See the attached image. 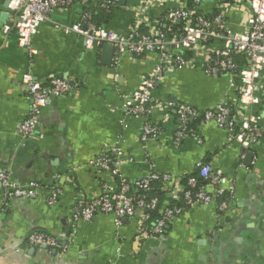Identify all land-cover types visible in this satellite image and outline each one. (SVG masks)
Returning a JSON list of instances; mask_svg holds the SVG:
<instances>
[{
    "label": "crops",
    "instance_id": "1",
    "mask_svg": "<svg viewBox=\"0 0 264 264\" xmlns=\"http://www.w3.org/2000/svg\"><path fill=\"white\" fill-rule=\"evenodd\" d=\"M6 1L0 0V172L9 173L18 185L34 183L41 190L36 199H9L0 185V264H264V138L243 158L229 131L209 122L196 126L197 137L178 143L180 122L174 111L169 119V110L155 107L149 118H136L124 108L125 97L151 73L158 54H124L117 61L113 55L105 64L104 45L89 51L79 36L64 30L92 12L101 26L127 35L138 0H120L107 16L98 1L56 10L33 38L34 56L19 46L15 14L4 18ZM249 2L241 0L227 11L232 32L244 31ZM216 4L207 0L200 12L212 15ZM174 5L152 15L159 17ZM170 50L176 52L174 46ZM26 74L42 83L62 77L78 85L76 91L49 101L30 138L19 132L30 108ZM232 96L228 77L207 76L200 67L168 72L153 90L155 101L174 100L201 111L213 110ZM149 120L158 123L161 132L145 143L141 133ZM260 126L264 131V119ZM113 149L120 150L121 173L130 183L150 173L183 177L185 182L199 162H210L235 182L229 209L221 213L218 199L185 207L163 236L149 239L139 237V217L123 219L120 226L106 214L75 221L78 202L99 195L102 185L112 182L110 172L93 162L110 153L116 158ZM158 185L164 193L162 205H185V188L173 197ZM53 188L63 193L57 204L49 205L46 196ZM37 232L56 237L67 250L30 246L28 238Z\"/></svg>",
    "mask_w": 264,
    "mask_h": 264
},
{
    "label": "built area",
    "instance_id": "2",
    "mask_svg": "<svg viewBox=\"0 0 264 264\" xmlns=\"http://www.w3.org/2000/svg\"><path fill=\"white\" fill-rule=\"evenodd\" d=\"M98 1L101 8L111 14L120 0H9V8L15 12L14 28L17 32L19 46L26 49L30 56L36 51L33 38L40 26L49 21L51 15L59 9H68L74 5L87 7ZM207 0H138L134 10L133 27L127 35H121L106 27L99 26L93 19L92 12H86L78 23L64 27L68 33L79 36L87 50L99 49L105 44L114 47L115 60L124 54L142 56L145 53L158 54L154 69L143 77L138 88L127 95L124 108L132 117L149 118L155 107L174 111L180 128L176 132L179 143L185 137H197L192 123L214 122L222 129L228 130L230 137L243 149V158L247 152L258 145L264 138L260 126L264 119V0H250L249 12L243 32H232L227 25L226 13L238 7L241 0H217L216 10L212 15L200 12ZM174 3V7L164 11L159 17L153 11ZM5 30L8 32L10 27ZM222 41L219 48L214 41ZM176 48V52L170 50ZM202 68L207 76H226L233 96L223 101L213 110H199L177 102L155 101L153 90L156 84L168 72L182 69ZM26 99L30 105L28 115L23 120L19 132L23 138H30L38 123L41 110L53 97L65 96L76 91L78 85L62 77H53L47 82L37 81L30 74L23 76ZM161 127L149 120L141 133V140L148 142L159 136ZM111 153L96 159L94 166L109 171L112 182L104 183L99 195L91 199H82L76 206L74 220L91 221L97 214L111 215L115 224L120 226L123 219L139 217L140 239L155 238L166 233L169 224L183 214L185 207L209 205L219 200V210L226 212L235 193L233 179L215 171L210 162H199L197 177L182 178L172 175L150 173L135 183H130L121 173V152L113 149ZM187 185L181 186L183 183ZM153 183H159L166 195L176 197L183 190L184 206H164L159 197L149 196ZM0 185L9 199H36L41 187L34 183L18 185L12 181L6 171L0 172ZM212 188V191H209ZM63 190L53 188L47 197L49 205L57 204ZM158 219L151 222L152 214ZM30 246H42L50 250H67L59 239L45 233H33L29 236Z\"/></svg>",
    "mask_w": 264,
    "mask_h": 264
},
{
    "label": "trees",
    "instance_id": "3",
    "mask_svg": "<svg viewBox=\"0 0 264 264\" xmlns=\"http://www.w3.org/2000/svg\"><path fill=\"white\" fill-rule=\"evenodd\" d=\"M191 0H188V2H190ZM105 15L107 16L108 14L105 12ZM97 16L96 15H94L93 16V19H94V21H96V23L99 25V26H101L100 25V23H99V21L97 20V18H96ZM197 125H199V122H194V123H192V125H191V127H193V128H196V126ZM193 176L194 177H197L198 178V174H197V172L195 171V173L193 174ZM198 181L200 182V185H202V180L200 179V178H198ZM186 182V181H185ZM159 183H153V190H152V192H149L148 194H149V196H151V197H159L160 199H161V201L163 200L162 199V194H164L162 191H159V189H160V187H159V185H158ZM158 185V186H157ZM159 187V188H158ZM187 188V187H186ZM218 200H220V199H218ZM170 207H173L172 205H170ZM156 219H158V214L157 213H153L152 214V219H151V222H153V221H155Z\"/></svg>",
    "mask_w": 264,
    "mask_h": 264
},
{
    "label": "water",
    "instance_id": "4",
    "mask_svg": "<svg viewBox=\"0 0 264 264\" xmlns=\"http://www.w3.org/2000/svg\"><path fill=\"white\" fill-rule=\"evenodd\" d=\"M3 11L6 13V15H3L4 18L8 14H15V12L9 8V0H7L6 3L4 4ZM104 49H105L104 56H103L104 63L105 64H110L111 63V59L113 58V55H114V52H115L114 47L112 45L105 44L104 45Z\"/></svg>",
    "mask_w": 264,
    "mask_h": 264
}]
</instances>
